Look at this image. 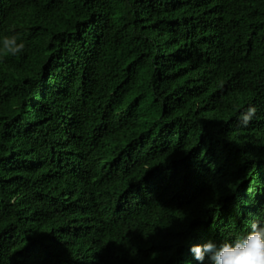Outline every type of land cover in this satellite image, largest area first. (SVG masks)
Wrapping results in <instances>:
<instances>
[{
    "label": "trees",
    "instance_id": "obj_1",
    "mask_svg": "<svg viewBox=\"0 0 264 264\" xmlns=\"http://www.w3.org/2000/svg\"><path fill=\"white\" fill-rule=\"evenodd\" d=\"M11 35L0 264H199L264 220V0H0Z\"/></svg>",
    "mask_w": 264,
    "mask_h": 264
},
{
    "label": "clouds",
    "instance_id": "obj_2",
    "mask_svg": "<svg viewBox=\"0 0 264 264\" xmlns=\"http://www.w3.org/2000/svg\"><path fill=\"white\" fill-rule=\"evenodd\" d=\"M18 36H4L0 51L5 56H16L25 49L23 42H18ZM255 107H248L241 114L240 123L247 126L254 118ZM194 258L199 264H204L205 258L211 264H264V220H255L251 223V231L236 234L220 246L209 241L204 245H194L191 249Z\"/></svg>",
    "mask_w": 264,
    "mask_h": 264
}]
</instances>
